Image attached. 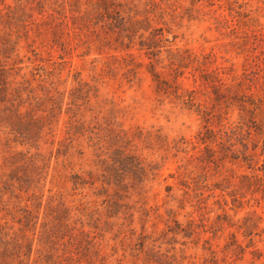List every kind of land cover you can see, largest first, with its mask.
<instances>
[{
    "label": "rangeland",
    "instance_id": "obj_1",
    "mask_svg": "<svg viewBox=\"0 0 264 264\" xmlns=\"http://www.w3.org/2000/svg\"><path fill=\"white\" fill-rule=\"evenodd\" d=\"M0 264H264V0H0Z\"/></svg>",
    "mask_w": 264,
    "mask_h": 264
},
{
    "label": "trees",
    "instance_id": "obj_2",
    "mask_svg": "<svg viewBox=\"0 0 264 264\" xmlns=\"http://www.w3.org/2000/svg\"><path fill=\"white\" fill-rule=\"evenodd\" d=\"M146 45H148V48H151V46H149V44H146ZM208 133L212 134L213 131H211L210 129H208L205 135L200 136V137H199L200 144L203 143V144L208 145L207 143H208L209 141H211V142L213 141V139H211V137H212L213 135H207ZM213 137H214V136H213ZM131 162H132V161H131ZM125 167H126L127 169H130L131 171L142 170V167L140 166V163H139V162H135V160L133 161V164L130 163V164H128V165H125ZM143 172H144V170H143Z\"/></svg>",
    "mask_w": 264,
    "mask_h": 264
}]
</instances>
